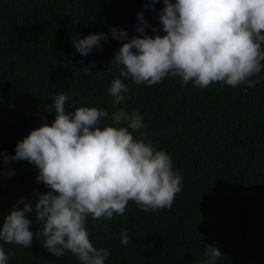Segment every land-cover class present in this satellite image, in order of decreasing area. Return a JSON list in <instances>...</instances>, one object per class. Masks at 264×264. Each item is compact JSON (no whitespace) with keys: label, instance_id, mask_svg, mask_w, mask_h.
Masks as SVG:
<instances>
[{"label":"trees","instance_id":"1","mask_svg":"<svg viewBox=\"0 0 264 264\" xmlns=\"http://www.w3.org/2000/svg\"><path fill=\"white\" fill-rule=\"evenodd\" d=\"M163 7V0L154 7L152 0H0V229L14 207L23 208L26 199L35 204L37 192L49 191L37 181L35 165L5 163L3 156H14L17 142L45 117L54 122L53 98L65 92L68 112L85 105L138 111L145 127L134 136L145 132L183 175L170 209L145 212L130 201L111 220L87 218L94 246L109 250L105 264H202L206 245L223 253L217 264H264V69L251 78L260 81L254 87L196 88L170 76L137 86L120 77L111 61L124 41L112 38L109 26L127 30L129 38L141 35L143 13L145 32L154 35V26L163 35ZM101 32L107 41L87 56L77 52L76 38ZM118 77L130 91L114 105L107 89ZM111 123L103 120L101 127ZM26 215L33 243L0 241L7 264H79L70 253L53 256L35 235L42 223Z\"/></svg>","mask_w":264,"mask_h":264},{"label":"clouds","instance_id":"2","mask_svg":"<svg viewBox=\"0 0 264 264\" xmlns=\"http://www.w3.org/2000/svg\"><path fill=\"white\" fill-rule=\"evenodd\" d=\"M159 0H152L153 7ZM159 12L160 29L150 27L138 13L141 35L128 37L127 30L109 26V34L124 41L111 65L120 77L135 85H156L165 77L180 78L182 85L194 82L196 88L213 83L232 87H254L251 79L264 69V0H163ZM107 41L101 32L76 38L74 45L82 56ZM114 105L125 102L130 88L121 78L107 89ZM69 96L60 92L53 98L55 120L33 129L18 141L15 155H4L5 163L27 161L38 168V182L49 189L37 192L35 204L24 201L13 208L0 229V241L30 248L33 223L26 213H34L43 230L35 235L55 257L70 253L79 264H105L110 253L97 248L86 227L87 218L111 220L123 215L130 201L148 212L171 208L181 191L183 175L174 169L172 157L157 150L147 134L134 133L145 127L138 111L120 108L109 112L95 106H79L66 111ZM52 112L51 110H47ZM103 120L112 123L101 127ZM131 129L132 131H129ZM17 203H20L18 201ZM105 227V225H101ZM121 243H130L122 234ZM12 256L15 252L11 253ZM202 264H217L223 253L206 245ZM9 254L0 245V264Z\"/></svg>","mask_w":264,"mask_h":264}]
</instances>
